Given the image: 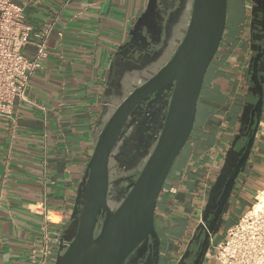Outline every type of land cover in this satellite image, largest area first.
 Listing matches in <instances>:
<instances>
[{
  "label": "crops",
  "instance_id": "obj_1",
  "mask_svg": "<svg viewBox=\"0 0 264 264\" xmlns=\"http://www.w3.org/2000/svg\"><path fill=\"white\" fill-rule=\"evenodd\" d=\"M17 2L34 32L50 29L51 36L49 58L31 81L29 99L36 106L17 101L11 115L0 117V264H35L32 256L39 257L45 236L57 253L62 228L70 225L96 131L107 120L116 86L130 77L124 49L148 0ZM242 34L227 24L205 78L191 139L165 185L177 187V193L159 199L157 222L167 217L178 224L180 241L188 237L195 215L204 216L241 128L247 50ZM26 51L33 56L32 48ZM263 186L264 112L234 193L241 215ZM170 256L174 262L175 253ZM207 264H217L212 254Z\"/></svg>",
  "mask_w": 264,
  "mask_h": 264
},
{
  "label": "water",
  "instance_id": "obj_2",
  "mask_svg": "<svg viewBox=\"0 0 264 264\" xmlns=\"http://www.w3.org/2000/svg\"><path fill=\"white\" fill-rule=\"evenodd\" d=\"M157 2L148 0L147 8L130 33L128 45L137 35L147 31L150 22L155 23ZM175 15L176 20L184 19L185 29L180 44L157 75L132 92L96 131L93 154L70 217V225L74 228H62L56 264H126L133 252L150 237L158 238L156 212L159 199L176 160L194 131L205 78L226 32L228 0H180ZM258 74L256 62L253 79ZM255 84L257 103L245 104L239 134L227 153L217 182L211 188L207 208L225 180L221 201L228 204L251 157L264 111V76L260 83ZM149 100L150 108L166 100V116L161 131H152L154 135L149 136L144 152L121 161L128 148L123 137L130 115L139 103ZM248 122L251 125L248 141L238 151L237 140ZM113 159L120 161L118 166L123 175H137L135 180L134 176L130 178L133 182L120 202L114 198L109 186ZM217 233L208 234L207 241Z\"/></svg>",
  "mask_w": 264,
  "mask_h": 264
},
{
  "label": "flooded vegetation",
  "instance_id": "obj_3",
  "mask_svg": "<svg viewBox=\"0 0 264 264\" xmlns=\"http://www.w3.org/2000/svg\"><path fill=\"white\" fill-rule=\"evenodd\" d=\"M238 1L240 0H228L229 19L232 14V4L235 3L234 7H237ZM179 7L180 0H158L155 23L151 24L150 22L146 28L147 31L133 38V42L124 49L128 53L127 62L130 63L125 67L130 70L131 74L130 77L122 79L120 84L116 86L115 99L110 107L107 120L132 92L157 75L167 63L174 49L180 44L185 25L183 18L174 19ZM248 13L247 36L244 39L247 48L245 60H248L246 61L245 81L247 88L244 103L256 104L258 95L255 91V83H260L261 77L264 76V72H261L264 69V0H249ZM256 62L259 74L253 79ZM165 101H159L151 108L150 100L141 102L133 110L123 137V141L128 143V148L126 155L121 156V161H126L144 152L149 143V136L154 135L152 131H161L166 116ZM135 120L136 123H134ZM250 132L251 125L248 122L242 127L238 146L242 147L246 144ZM119 162L115 159L111 161L109 184L110 192L118 202L126 196L133 182L130 178L134 176L133 180H135L137 177V175H123V171L118 166ZM226 182L225 180L221 183L215 191V198L205 211L204 216L201 213L195 215L186 239L180 241L177 238L180 233L178 224H171L167 217H164L161 223H158L156 219L158 238L150 237L144 245L142 244L133 252L126 264H207L209 255L212 254L217 244L225 239L228 230L236 224L241 216V209L237 208L236 210L234 207V193L238 181L228 204L224 205L221 201ZM68 227L74 228L72 225ZM211 232L213 234L218 233L214 237L210 236L207 241L208 234L210 235ZM173 253H175L176 258L174 262L170 256Z\"/></svg>",
  "mask_w": 264,
  "mask_h": 264
},
{
  "label": "built area",
  "instance_id": "obj_4",
  "mask_svg": "<svg viewBox=\"0 0 264 264\" xmlns=\"http://www.w3.org/2000/svg\"><path fill=\"white\" fill-rule=\"evenodd\" d=\"M50 36V29L34 32L17 0H0V117L11 115L17 101L36 106L29 99V91L32 78L49 58ZM27 48L34 50L33 56ZM177 190L175 186L164 187L162 193L175 195ZM261 192L213 250L212 258L217 264H264V206L255 210ZM38 254L39 257L37 253L32 256L35 264H56L57 253L51 249L49 237L45 236Z\"/></svg>",
  "mask_w": 264,
  "mask_h": 264
},
{
  "label": "rangeland",
  "instance_id": "obj_5",
  "mask_svg": "<svg viewBox=\"0 0 264 264\" xmlns=\"http://www.w3.org/2000/svg\"><path fill=\"white\" fill-rule=\"evenodd\" d=\"M237 5V7H234L235 6V3L234 4H232V8H231V15H230V19H229V17H228V19H227V21H228V26H229V30H233L235 27H236V23H237V15H238V13L240 12V10H241V8H243L242 9V11H243V18L244 19H242L241 20V22H240V24H238V27L241 29V31H242V37H244V39H245V36H247L246 35V33H247V31H246V28L248 27V20H249V13H248V11H249V0H240V1H238V3L236 4ZM229 6H230V2H229ZM236 8L235 10H234V8ZM229 10V9H228ZM232 16V17H231ZM231 28V29H230ZM246 61H248L247 59L245 60V63H244V65H243V71L244 72H242V74H244L245 75V73H246V65H247V62ZM246 77V76H245ZM244 84H246V81H245V79H244ZM245 87L247 88V86L245 85ZM191 139V138H190ZM190 141V140H189ZM189 143V142H188ZM187 143V144H188ZM184 151V150H183ZM183 151H182V153H183ZM181 153V154H182ZM170 179V178H169ZM262 191V193L264 192V190L262 189L261 190ZM162 195V194H161ZM256 195H258V194H256ZM262 194H260V196H261ZM260 196H259V198H260ZM254 201V198H250V203H252ZM258 204V203H257ZM251 208L250 207H248L247 208V210L240 216V218H238V220H237V222L236 223H238L239 221H240V219L245 215V213L248 211V210H250ZM235 225V224H234ZM233 225V226H234Z\"/></svg>",
  "mask_w": 264,
  "mask_h": 264
},
{
  "label": "trees",
  "instance_id": "obj_6",
  "mask_svg": "<svg viewBox=\"0 0 264 264\" xmlns=\"http://www.w3.org/2000/svg\"><path fill=\"white\" fill-rule=\"evenodd\" d=\"M242 9H243V8H241L240 12H239L238 15H237V19H238V20H237V23H236V27L234 28V30H237V32H240V31H241V29L238 27V24H240V22H241L242 19H244V18H243V15H244V14H243ZM238 29H240V30H238ZM220 50H221V49H220ZM220 50H219L218 53H220ZM262 189L264 190V186H263L259 191H261Z\"/></svg>",
  "mask_w": 264,
  "mask_h": 264
},
{
  "label": "bare ground",
  "instance_id": "obj_7",
  "mask_svg": "<svg viewBox=\"0 0 264 264\" xmlns=\"http://www.w3.org/2000/svg\"><path fill=\"white\" fill-rule=\"evenodd\" d=\"M261 194L262 195L259 198L260 203L256 204V206H255V210L257 212L260 211L261 209H263V206H264V192L263 193L261 192ZM51 219L55 221V217H51Z\"/></svg>",
  "mask_w": 264,
  "mask_h": 264
}]
</instances>
